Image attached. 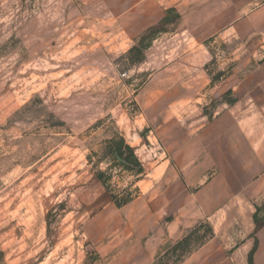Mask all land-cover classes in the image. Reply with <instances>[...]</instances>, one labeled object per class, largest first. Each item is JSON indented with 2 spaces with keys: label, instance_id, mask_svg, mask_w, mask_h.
<instances>
[{
  "label": "rangeland",
  "instance_id": "374dc122",
  "mask_svg": "<svg viewBox=\"0 0 264 264\" xmlns=\"http://www.w3.org/2000/svg\"><path fill=\"white\" fill-rule=\"evenodd\" d=\"M161 4L174 0H0V254L8 264H117L132 238L124 207L150 196L169 160L156 127L144 128L140 95L175 81L202 89L208 74V106L188 114L195 127L226 102L236 43H203L174 16L153 38L127 30ZM249 121L264 144V114ZM113 141L134 150L143 172L118 162ZM213 235L204 222L153 264H201L193 254Z\"/></svg>",
  "mask_w": 264,
  "mask_h": 264
},
{
  "label": "crops",
  "instance_id": "0c3cea01",
  "mask_svg": "<svg viewBox=\"0 0 264 264\" xmlns=\"http://www.w3.org/2000/svg\"><path fill=\"white\" fill-rule=\"evenodd\" d=\"M161 5L141 12L129 33L141 37L169 15L203 43H236L239 54L225 75L234 103H222L199 127L189 122V113L208 106L204 89L212 78L206 73L202 89L175 81L140 95L144 128L150 122L156 127L169 160L150 196L124 207L132 238L117 264H153L204 222L212 224L214 235L193 254L202 256L201 264H250L252 253L253 264H264V144L249 121L264 114V0Z\"/></svg>",
  "mask_w": 264,
  "mask_h": 264
},
{
  "label": "trees",
  "instance_id": "16d2710c",
  "mask_svg": "<svg viewBox=\"0 0 264 264\" xmlns=\"http://www.w3.org/2000/svg\"><path fill=\"white\" fill-rule=\"evenodd\" d=\"M174 18L176 19V17H174ZM170 21H171V17L169 15L166 16L163 20L164 23H168ZM158 32H159L158 29L152 28L146 33V35L148 34V35H150L151 38H153ZM145 36L143 37L144 39L147 37V36L146 37ZM226 98H227L226 102H228L229 104L234 103V100L230 97V91H228V93H226ZM110 146H111V150H112L113 155L115 156V158L118 160V162L121 165H123L124 167H126L127 169H129L131 171L143 172V169H142L140 163L136 160L134 150L130 146L126 145L124 142H115V141L111 142ZM98 179L101 181L100 177ZM255 219H256V224H257V230H259L261 227V224L259 223L257 216ZM167 220H171V217H168ZM182 240L180 242H178L172 249H170L166 254H164L160 258L168 257L169 255L174 253L176 250H178V248L183 243ZM0 264H8L5 261L2 254H0ZM250 264H253V253L250 255Z\"/></svg>",
  "mask_w": 264,
  "mask_h": 264
}]
</instances>
